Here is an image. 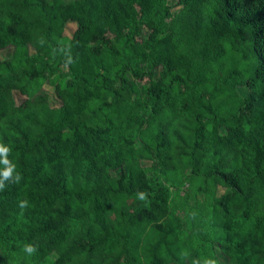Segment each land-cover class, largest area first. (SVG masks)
<instances>
[{
  "label": "trees",
  "instance_id": "obj_1",
  "mask_svg": "<svg viewBox=\"0 0 264 264\" xmlns=\"http://www.w3.org/2000/svg\"><path fill=\"white\" fill-rule=\"evenodd\" d=\"M0 183V264H264V0H0Z\"/></svg>",
  "mask_w": 264,
  "mask_h": 264
},
{
  "label": "rangeland",
  "instance_id": "obj_2",
  "mask_svg": "<svg viewBox=\"0 0 264 264\" xmlns=\"http://www.w3.org/2000/svg\"><path fill=\"white\" fill-rule=\"evenodd\" d=\"M174 10H176V7L172 8V11H174ZM74 29H75V24L74 23H68L65 27L64 35L65 36H71ZM10 53H11L10 50H7V51H2L1 54H2V56H6V55H10ZM43 87L45 88V90L49 94V100H50L51 105L58 106L60 104V101L55 96L54 88L49 84H44ZM239 92H240V94L244 95L246 93V90L244 88H240ZM14 98H15L16 103H20L24 99V96L20 95L18 92L15 91L14 92ZM145 163H146V166H148L150 164V162H145ZM182 189H184V188H182ZM171 190L174 191L175 193L177 192L176 187H172ZM221 192H222V190L218 189V193H221ZM176 196H177V198L174 197V200L181 201L182 195L177 194ZM217 258L221 264H225V262H226L225 257L218 254Z\"/></svg>",
  "mask_w": 264,
  "mask_h": 264
},
{
  "label": "clouds",
  "instance_id": "obj_3",
  "mask_svg": "<svg viewBox=\"0 0 264 264\" xmlns=\"http://www.w3.org/2000/svg\"><path fill=\"white\" fill-rule=\"evenodd\" d=\"M3 162L7 163V159H4ZM13 169H14V166H9L8 168H6L4 170V176H6V177L7 176H11L13 174ZM16 175H17L16 182L18 183L19 182V174L17 173ZM2 188H3V184L0 183V189H2ZM140 198L141 199L145 198L143 193L140 194ZM26 206H27V201H21L20 202V207L23 208V207H26ZM25 251L28 252L29 254H32V253L35 252V248L32 245H26L25 246ZM193 264H199V262L198 261H194ZM204 264H215V262L214 261H210V260H205Z\"/></svg>",
  "mask_w": 264,
  "mask_h": 264
}]
</instances>
